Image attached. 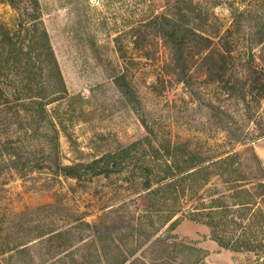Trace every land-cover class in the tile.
Masks as SVG:
<instances>
[{
    "label": "rangeland",
    "instance_id": "374dc122",
    "mask_svg": "<svg viewBox=\"0 0 264 264\" xmlns=\"http://www.w3.org/2000/svg\"><path fill=\"white\" fill-rule=\"evenodd\" d=\"M38 2L40 20H35L31 0H0V41L1 35L10 32L17 41L31 46L28 40L37 35L35 71L51 99L46 108L48 121L41 128L21 109L19 114L12 113L9 127H0V255L7 252L0 256V264H59L65 251L82 247L81 237L90 241L93 231L86 222L94 225L104 219L126 236L152 233V240L140 241L143 248L139 242L134 245L136 257L143 260L145 256L147 263H153L156 242L168 236L203 250L206 264H217L220 258L216 254L231 255L206 251L201 243L207 238L197 236L190 220H181L174 227L172 222L163 226L157 220L152 227L147 218L150 201L142 190L139 170L81 181L62 175L52 141L55 136L58 157L66 166L89 163L152 137L157 145L187 142L205 157L236 150L243 157L245 173L253 175L255 162L250 159L254 152L264 163V138L258 139L264 130V96L256 92L250 111L241 100L242 85L237 91L230 89L235 85L217 80L221 56L216 52L229 49L232 59L224 76L234 83L249 72L264 83V0ZM180 13L189 27L214 41L204 52L187 49L188 85L177 75L173 53L156 28L141 25L155 15L176 18ZM43 29L60 74L47 55ZM248 63L257 73L247 69ZM120 77L125 79L118 81ZM250 96L248 102L254 100ZM192 203H185V209ZM109 207L121 215L119 220L108 218ZM55 232L75 233V237L48 241ZM41 235L49 236L31 246L34 258L17 254V246ZM192 255L180 248L176 261L170 263L194 264ZM261 255L259 260L254 253H239L232 264H264V253Z\"/></svg>",
    "mask_w": 264,
    "mask_h": 264
},
{
    "label": "trees",
    "instance_id": "16d2710c",
    "mask_svg": "<svg viewBox=\"0 0 264 264\" xmlns=\"http://www.w3.org/2000/svg\"><path fill=\"white\" fill-rule=\"evenodd\" d=\"M31 3H33V18L40 20L38 0H31ZM178 16L172 18L155 15L141 25L156 28L161 39L173 53L177 75L185 85H188L191 73L188 68L187 49L199 48L204 52L211 49L214 41L189 27L183 13ZM43 35L47 40V55L60 74V67L45 29ZM36 38L37 35L30 37L28 40L30 46L26 45V42L17 41L10 32L1 35L0 127L2 128L10 126L12 113L19 114L20 109L33 118L37 129L48 121L46 108L51 103L50 92L37 79L39 75L35 70L39 57L37 53H33ZM29 48L30 50L27 51ZM46 49L43 48L42 51L46 52ZM216 53L221 56L217 80L227 86L235 85L230 87L232 90L239 91L238 85H242L241 100L251 111L253 102L257 100L256 92L261 93L259 96H264L262 79L255 78L257 74L249 72L244 79L239 77L234 83L224 76L230 68L229 58L232 59L229 49ZM247 66L248 70L257 73L258 70L253 65L248 63ZM124 79L125 77H120L118 81ZM118 86L125 95L129 94L128 89L123 85L118 83ZM248 96L254 100L248 102ZM145 124L150 135L155 136L154 131L147 123ZM50 125L57 131L52 121ZM258 136V139L264 138V130ZM52 142L56 145L58 171L70 179L81 181L87 177L111 178L127 170L134 172L139 170L137 172H140L142 190L148 194L150 201L147 218L149 217L152 227L156 226L157 220L163 226L172 222L171 227H174L178 226L181 220L187 219L206 225L210 229L212 241L222 249L234 253H254L259 260L263 259L261 253H264V166L256 152L250 159L251 163L255 162V172L253 175H248L243 169V157L236 150L205 157L201 150L191 148L187 142L168 141L167 145H157L152 137H146L89 163L66 166L58 157L59 149L55 136ZM187 202H194L188 210L184 206ZM107 209L110 211L108 218L113 217L116 221L121 218L114 207ZM179 215L181 217L178 218ZM141 219L143 221V218ZM86 224L93 231L90 241L81 237L79 245L82 247L65 251L59 264H171V260L176 261L180 248L191 252L192 256L195 255L194 264H206V254L203 250L181 245L174 241V236L158 240L156 242L158 249L152 251L155 255L152 258L153 263H147L145 256H142L143 260L136 257L138 253L134 245L139 242V248L142 247L143 243L140 245V241L152 240L154 237L152 233H130L126 236L119 233L120 231H117L112 224L109 225L105 219L94 225L87 222ZM53 235L56 236L41 235L31 242L21 243L15 251L20 256L33 257L31 252L34 251L31 246L39 244L48 236L50 237L48 241L54 238L59 240L66 238L70 241L75 237V233L55 232ZM5 254L7 252L0 256ZM14 258L13 256L12 259ZM69 259L70 263L67 262ZM17 262L23 263L20 260Z\"/></svg>",
    "mask_w": 264,
    "mask_h": 264
},
{
    "label": "crops",
    "instance_id": "0c3cea01",
    "mask_svg": "<svg viewBox=\"0 0 264 264\" xmlns=\"http://www.w3.org/2000/svg\"><path fill=\"white\" fill-rule=\"evenodd\" d=\"M261 161H262V164L264 166V163H263V160L262 159H261ZM186 223L187 222H184L183 224H186ZM183 224L180 225V227H179L180 230H181V227L183 226ZM188 224H191L192 226H194V228L196 230L195 233H198L197 236L203 235V236H205L207 238L206 241H204L203 243H201L202 247L206 251H208V252H210V251L214 252V251L219 250V252H226V253L231 254V255H227L226 257H223L224 255L222 253L216 254V256H218V258H220V259H216L217 264H232L233 263L234 257L236 256V254H239V253H234V252H231V251H224V250H222L218 246V244L216 242L210 240L209 238H210V233L211 232H210V229L208 227H206V226H204L202 224H198V223H194V222H190V221H188ZM210 257H211V254H210V256H208V259Z\"/></svg>",
    "mask_w": 264,
    "mask_h": 264
}]
</instances>
